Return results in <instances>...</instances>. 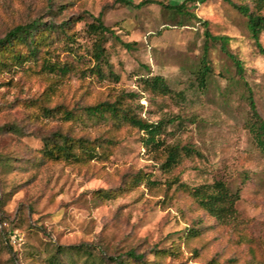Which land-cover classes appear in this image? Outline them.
Returning <instances> with one entry per match:
<instances>
[{
  "label": "rangeland",
  "instance_id": "rangeland-1",
  "mask_svg": "<svg viewBox=\"0 0 264 264\" xmlns=\"http://www.w3.org/2000/svg\"><path fill=\"white\" fill-rule=\"evenodd\" d=\"M229 1L188 2L194 18L157 3L0 0V37L33 19L69 20L34 57L16 63L0 54L8 63L0 65V264H116L110 257L118 264H264V154L248 130L247 98L248 86L264 119V54L232 4L256 11L254 0ZM98 15L112 30L99 64L98 35L89 28ZM202 21L213 35L229 37L242 77L210 43V71L198 85ZM259 41L264 48V32ZM48 63L63 70L44 68ZM153 76L169 92L153 89ZM103 101L162 121L159 142L146 143L121 117L86 110ZM54 133L86 149L76 144L77 158H47L43 138ZM171 145L193 150L164 169ZM218 180L238 195L234 212L221 219L191 193ZM78 244L76 252L67 249ZM130 249L142 261L128 258Z\"/></svg>",
  "mask_w": 264,
  "mask_h": 264
},
{
  "label": "trees",
  "instance_id": "trees-1",
  "mask_svg": "<svg viewBox=\"0 0 264 264\" xmlns=\"http://www.w3.org/2000/svg\"><path fill=\"white\" fill-rule=\"evenodd\" d=\"M125 5H132L135 7H141L148 3H157L160 6L170 10L175 14H181L186 16H191L196 18L194 13L190 12L187 3L195 2L198 0H183L180 3L171 4V3H162L161 1L155 0H142L137 4H133L129 0H118ZM230 2L229 0H226ZM257 10L250 11L246 5H236L232 3L241 13L247 17V29L250 33V36L255 42L258 51L264 54V48L262 47L259 37L262 32H264V13H260L259 10L264 5V0H254ZM93 21L89 23V28L98 35L96 38V53L97 63L102 59L104 54V49L102 47L103 39L105 38L106 33H111L112 30L103 24L101 20V15L97 17H92ZM69 20L61 21L60 23L54 22L52 20L43 21L40 19H33L24 24H18L10 28L2 37H0V54L1 52H8L10 57L16 62L21 63L24 60H27L31 57L36 56L40 43H42L49 33L56 29H64V24L68 23ZM204 26V43L203 51L201 55L200 67L197 72L198 85L204 87L206 83L207 75L210 71V67L207 63V54L209 44L212 43L220 48L229 58L232 59L236 66L237 74L242 77L243 75V66L238 58L233 55L228 49V36L227 35H213L207 28V23L202 21ZM116 37V36H115ZM126 47L128 43H123ZM17 46H23L26 48V52L22 53L16 49ZM8 63L3 59L0 60V65L6 66ZM44 68L50 70H63L61 66L55 63H48L43 65ZM150 86L159 90L162 93L169 92V87L166 84L165 79L160 76H153L150 81ZM247 86V84L245 83ZM248 103L250 108L251 118L248 121V130L253 135V138L264 154V119L258 113L255 102L252 96L251 90L248 88ZM86 110L93 115L104 116L105 113H110L112 116L121 117L124 121H127L142 130L145 133V142L146 143H158L156 136L162 130V121L157 123H150L141 118L135 117L130 114L128 109H124L119 106L116 102H98L94 105L86 107ZM68 137L67 135H62L60 133H54L51 137L43 138V147L41 149L43 156L52 159H58L60 156L66 159L77 158L76 154L73 152L76 144L80 148L86 149V146L81 141H76ZM193 150L189 146H178L171 145L167 147V154L165 159L162 162V168L169 169L178 162L179 152L183 151L186 154H189ZM191 193L195 201L210 215L221 219L225 215H230L234 212V202L238 199L237 193L229 192L226 184L220 180L214 181L211 184H201L198 186H193L191 188ZM82 248L81 244L78 245H69L68 250L78 251ZM126 256L133 260L142 261L143 254L136 253L133 250L126 251ZM111 260L116 262H121L122 260L110 257ZM61 264V263H56Z\"/></svg>",
  "mask_w": 264,
  "mask_h": 264
}]
</instances>
